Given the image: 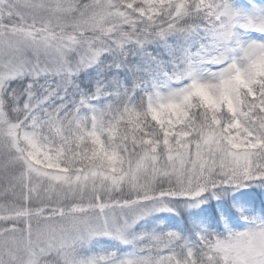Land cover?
<instances>
[{"label": "snow or ice", "instance_id": "1", "mask_svg": "<svg viewBox=\"0 0 264 264\" xmlns=\"http://www.w3.org/2000/svg\"><path fill=\"white\" fill-rule=\"evenodd\" d=\"M0 264H264V0H0Z\"/></svg>", "mask_w": 264, "mask_h": 264}]
</instances>
